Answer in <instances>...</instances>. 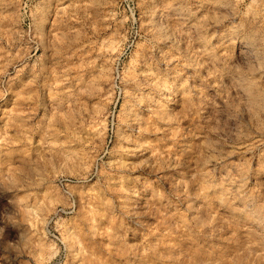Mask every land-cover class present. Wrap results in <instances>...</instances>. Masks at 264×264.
Segmentation results:
<instances>
[{
  "label": "clouds",
  "instance_id": "obj_1",
  "mask_svg": "<svg viewBox=\"0 0 264 264\" xmlns=\"http://www.w3.org/2000/svg\"><path fill=\"white\" fill-rule=\"evenodd\" d=\"M0 264H264V0H0Z\"/></svg>",
  "mask_w": 264,
  "mask_h": 264
}]
</instances>
